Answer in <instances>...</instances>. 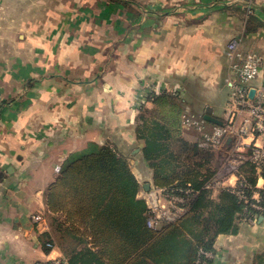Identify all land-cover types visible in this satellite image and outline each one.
I'll return each mask as SVG.
<instances>
[{
	"label": "crops",
	"instance_id": "crops-1",
	"mask_svg": "<svg viewBox=\"0 0 264 264\" xmlns=\"http://www.w3.org/2000/svg\"><path fill=\"white\" fill-rule=\"evenodd\" d=\"M252 1L251 11L250 0H149V11L122 2L113 11L103 5L108 13L124 15L119 24L132 25L133 15L142 13L135 26H143V32L120 40L119 55L103 73L80 38L86 34L87 6L73 0H0V264H35L50 254L42 240L48 223L44 216L37 219L49 179L26 181V175L43 172L33 163L45 143L61 162L90 142L111 144L129 158L146 187L153 183V169L136 131L145 89L176 91L185 111L224 119L232 93L231 40L261 54L253 84L264 85V0ZM50 14L65 15L55 22ZM183 112L181 135L197 141L200 132L182 125ZM55 159L54 168L60 163ZM211 197L227 206L229 217L237 210L226 191ZM206 203L201 198L198 205ZM214 251L211 264H253L264 253V216L241 221L237 233H220Z\"/></svg>",
	"mask_w": 264,
	"mask_h": 264
},
{
	"label": "trees",
	"instance_id": "trees-1",
	"mask_svg": "<svg viewBox=\"0 0 264 264\" xmlns=\"http://www.w3.org/2000/svg\"><path fill=\"white\" fill-rule=\"evenodd\" d=\"M151 101L156 103L153 108L142 103L136 131L144 140L152 182L171 188L190 183V208L174 221L149 227L142 185L129 158L111 144L90 142L69 153L45 189L52 222L43 243L56 241L69 264H198L199 251L214 250L220 233L238 232L239 201L224 190L237 206L228 220L227 206L204 187L217 169L216 151L181 135L180 114L185 109L178 94L163 91ZM245 169L253 180L254 166L248 163ZM201 198H207L203 207L198 205ZM253 264H264V253L257 254Z\"/></svg>",
	"mask_w": 264,
	"mask_h": 264
},
{
	"label": "built area",
	"instance_id": "built-area-1",
	"mask_svg": "<svg viewBox=\"0 0 264 264\" xmlns=\"http://www.w3.org/2000/svg\"><path fill=\"white\" fill-rule=\"evenodd\" d=\"M252 5L250 0L249 11ZM227 53L232 98L223 122L208 124L204 116L185 111L181 123L200 132V146L212 148L217 153V169L204 187L230 192L241 205V220L254 223L259 216H264V85L253 84L261 71L262 56L255 50L243 51L237 40L229 41ZM252 89H255L253 96L250 95ZM158 93V89L148 87L140 98L141 104L151 101ZM248 163L254 166L253 180L245 169ZM60 168L59 163L56 172ZM189 184L177 188L151 182L149 187L142 185L141 196L147 205L146 223L149 227L158 228L166 221H174L190 208L194 194ZM46 247L50 254L35 264H69L56 241H47ZM214 256V250L201 249L197 263L211 264Z\"/></svg>",
	"mask_w": 264,
	"mask_h": 264
},
{
	"label": "rangeland",
	"instance_id": "rangeland-1",
	"mask_svg": "<svg viewBox=\"0 0 264 264\" xmlns=\"http://www.w3.org/2000/svg\"><path fill=\"white\" fill-rule=\"evenodd\" d=\"M53 1L54 0H52V2ZM73 1H74L75 6L84 5L90 9L89 13L86 15V19L82 20L83 23H86L84 26L86 30V34L80 35V38L84 42H88L89 48L86 50L87 57L92 62L95 61L94 63L95 69L99 67V72L103 71V73H105L108 69L111 68V65H113L114 63L113 61H115V59L119 55V53H116L115 50L119 46L120 40L124 41L125 37L128 35L129 32H135L136 30H139V29L143 32V26L141 27H139L138 25L135 26L137 19H139V17L142 16V13L141 14L138 13V15L137 14L133 15V19H135L136 17L137 19L133 20L134 23L132 25H130L131 23L130 20H128V22L127 20H124V22L122 21L121 24H119L118 22L119 18L121 19L122 17V19H124L123 18L124 15L121 14V15H118L117 17L115 16L114 12H110V13L106 12L107 8L104 9L105 7L103 6V5L107 7L109 6L113 11L112 7L114 6L115 2L119 3L120 2L119 0H116V1L115 0H73ZM130 1L134 2L135 5L141 6L142 7L141 9L143 10L145 9L144 11H149V0H130ZM122 4L125 5L124 3ZM135 5H132V6L135 8L139 7ZM38 8L43 9L42 6H38L36 9ZM127 11L129 12L130 10L127 9ZM137 11H139V9H137ZM64 15L65 14H61V15L50 14V19L54 18L53 21L59 22L60 18L62 19ZM39 17L45 18L46 14L41 13ZM74 17L75 19L78 20L81 17V15L75 14ZM79 22H81V20H79ZM12 51L15 52V50H12ZM97 58H98V61H96ZM231 98L232 96L230 94L229 100H231ZM146 114H147V117L149 118V111H147ZM83 148H80V149H83ZM80 149H77V150H80ZM56 153H57V150H55L54 147H49V143H45L40 153V156H38L36 158V161L33 163V168H37L38 170H41L43 172L33 173V174L31 173V174L26 175L27 177L26 181H33V182L42 181V183H44L47 179H49L48 181L49 183L52 180H54V178L57 175V172L54 168V159L58 158V162L60 161V164H62L63 162V161L61 162V160L56 155ZM46 170H49L50 172L45 173L44 171ZM46 186L43 191L44 207L42 208V214L39 216L45 217L48 223V230L50 229L51 231V226L49 224L52 222V215L47 211V207L45 204ZM230 217L228 216L229 218L228 220H230ZM45 238L46 237L43 236L42 240H45Z\"/></svg>",
	"mask_w": 264,
	"mask_h": 264
},
{
	"label": "water",
	"instance_id": "water-1",
	"mask_svg": "<svg viewBox=\"0 0 264 264\" xmlns=\"http://www.w3.org/2000/svg\"><path fill=\"white\" fill-rule=\"evenodd\" d=\"M254 92H255V89H252L251 92H250V95L253 96ZM204 117L207 120L212 121V122H216V123H220V124L223 122L222 119H220L218 117H215V116H213V115H211L209 113H206L204 115ZM149 186H150V182L146 183V187H149ZM261 218H263V216H261Z\"/></svg>",
	"mask_w": 264,
	"mask_h": 264
}]
</instances>
